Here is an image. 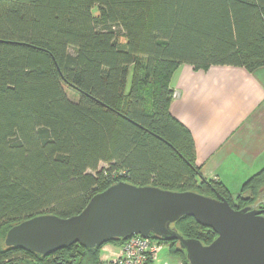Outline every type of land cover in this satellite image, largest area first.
Segmentation results:
<instances>
[{"label": "trees", "instance_id": "1", "mask_svg": "<svg viewBox=\"0 0 264 264\" xmlns=\"http://www.w3.org/2000/svg\"><path fill=\"white\" fill-rule=\"evenodd\" d=\"M183 64L264 67V0H0V264H103V247L130 237L49 256L5 239L32 217L77 215L121 181L219 193L237 210L258 197L264 169L237 195L203 176L171 113ZM173 226L204 245L218 236L192 217ZM150 238L190 264L178 241Z\"/></svg>", "mask_w": 264, "mask_h": 264}, {"label": "water", "instance_id": "2", "mask_svg": "<svg viewBox=\"0 0 264 264\" xmlns=\"http://www.w3.org/2000/svg\"><path fill=\"white\" fill-rule=\"evenodd\" d=\"M184 217L212 228L217 238L209 245L185 239L173 226ZM152 235L178 241L190 264H264V211L234 209L219 193L212 197L124 181L96 194L77 215H39L15 225L5 244L49 256L74 244L96 248L112 239Z\"/></svg>", "mask_w": 264, "mask_h": 264}, {"label": "crops", "instance_id": "3", "mask_svg": "<svg viewBox=\"0 0 264 264\" xmlns=\"http://www.w3.org/2000/svg\"><path fill=\"white\" fill-rule=\"evenodd\" d=\"M170 85L174 90L171 113L192 133L203 176L239 194L264 169V67L204 70L183 64ZM230 186L241 189L232 192ZM120 248L107 245L102 260L118 254Z\"/></svg>", "mask_w": 264, "mask_h": 264}, {"label": "built area", "instance_id": "4", "mask_svg": "<svg viewBox=\"0 0 264 264\" xmlns=\"http://www.w3.org/2000/svg\"><path fill=\"white\" fill-rule=\"evenodd\" d=\"M162 250L163 244L158 240L133 236L121 246L118 254L106 257L103 264H156Z\"/></svg>", "mask_w": 264, "mask_h": 264}, {"label": "rangeland", "instance_id": "5", "mask_svg": "<svg viewBox=\"0 0 264 264\" xmlns=\"http://www.w3.org/2000/svg\"><path fill=\"white\" fill-rule=\"evenodd\" d=\"M66 92H67L68 96L72 100H75V101L78 100V96L72 90H70L69 88H66ZM240 189H241V186H230V190L232 192H238V191H240ZM263 193H264V189H263ZM260 195L261 194H259L256 199H250L249 201L247 200L246 202L242 203L243 208L246 207L247 205L253 204L257 200H259V196ZM107 245L120 246V245H117L115 243H109ZM107 245H105L104 247H107ZM170 247L175 249L177 246L176 245H172V244L171 245L170 244H166V245L164 244L163 245V250L159 254V259H158L156 264H164V263H167V264H183V260L181 259V257L178 256L176 253L171 252L170 251ZM109 249H110V247H108V250ZM102 252H103V250H102ZM106 254H107V250L102 253V255H106Z\"/></svg>", "mask_w": 264, "mask_h": 264}, {"label": "flooded vegetation", "instance_id": "6", "mask_svg": "<svg viewBox=\"0 0 264 264\" xmlns=\"http://www.w3.org/2000/svg\"><path fill=\"white\" fill-rule=\"evenodd\" d=\"M260 196H259V200H257L255 203L253 204H249L247 206H251L254 209H258V210H262L264 211V193L263 190L260 192Z\"/></svg>", "mask_w": 264, "mask_h": 264}]
</instances>
